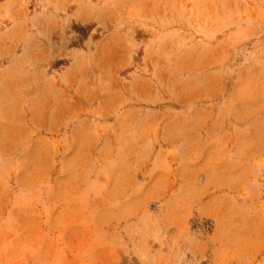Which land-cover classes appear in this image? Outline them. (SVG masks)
Segmentation results:
<instances>
[{
    "label": "rangeland",
    "instance_id": "rangeland-1",
    "mask_svg": "<svg viewBox=\"0 0 264 264\" xmlns=\"http://www.w3.org/2000/svg\"><path fill=\"white\" fill-rule=\"evenodd\" d=\"M0 264H264V0H0Z\"/></svg>",
    "mask_w": 264,
    "mask_h": 264
}]
</instances>
